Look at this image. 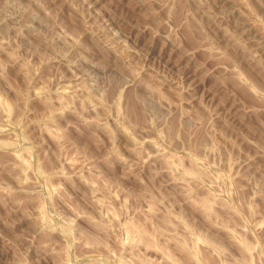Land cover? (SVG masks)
<instances>
[{
    "label": "rangeland",
    "instance_id": "obj_1",
    "mask_svg": "<svg viewBox=\"0 0 264 264\" xmlns=\"http://www.w3.org/2000/svg\"><path fill=\"white\" fill-rule=\"evenodd\" d=\"M0 264H264V0H0Z\"/></svg>",
    "mask_w": 264,
    "mask_h": 264
}]
</instances>
